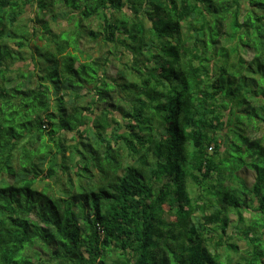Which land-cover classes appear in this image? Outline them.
Here are the masks:
<instances>
[{"label": "trees", "instance_id": "trees-1", "mask_svg": "<svg viewBox=\"0 0 264 264\" xmlns=\"http://www.w3.org/2000/svg\"><path fill=\"white\" fill-rule=\"evenodd\" d=\"M263 128L264 0H0V264H264Z\"/></svg>", "mask_w": 264, "mask_h": 264}, {"label": "rangeland", "instance_id": "rangeland-1", "mask_svg": "<svg viewBox=\"0 0 264 264\" xmlns=\"http://www.w3.org/2000/svg\"><path fill=\"white\" fill-rule=\"evenodd\" d=\"M33 7L32 9H28L27 12L23 15V17L25 18V20L27 21L26 23H29L28 19L32 16H34V12H33ZM96 22L94 21L93 22V26H95ZM65 24L62 23L61 26H64ZM51 27L52 29L54 30H58L56 28V26L51 23ZM40 44V42H39ZM85 44V50L86 52L90 53L94 58H97V57H101V54L105 51H108V49H110L109 46H102V44H97V42H93V41H90V42H87L85 41L84 42ZM15 49V48H14ZM123 50H120V52H122ZM119 52V53H120ZM117 54V57H119V59H126L125 55L122 53V54ZM112 57V60H110L107 65H106V75L108 77H113L116 73V70H117V66H118V61L115 59L114 56H111ZM28 63V62H27ZM17 65H21V63H17ZM23 65V64H22ZM262 131H264V128L262 129ZM66 137L67 138H70L71 137V134H66ZM241 175L245 178V180L247 181V183H252L253 179H254V173L251 172V171H246V170H242L241 171ZM40 183V181H39ZM38 183V185H39ZM40 186V185H39ZM188 191L190 192L191 195H193L194 191H195V188L193 185H190L188 184ZM231 217V221L233 223V221H235V217L234 216H230Z\"/></svg>", "mask_w": 264, "mask_h": 264}]
</instances>
